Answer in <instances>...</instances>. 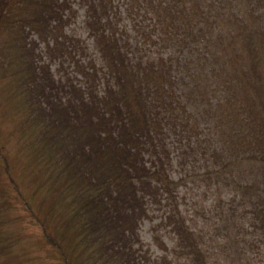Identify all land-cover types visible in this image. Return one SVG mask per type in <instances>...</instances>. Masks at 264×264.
Wrapping results in <instances>:
<instances>
[{"label": "trees", "instance_id": "obj_1", "mask_svg": "<svg viewBox=\"0 0 264 264\" xmlns=\"http://www.w3.org/2000/svg\"><path fill=\"white\" fill-rule=\"evenodd\" d=\"M2 1L0 31L5 36L0 43V68L6 70L0 88L7 101L0 109V257L16 243L26 247L24 234L32 225L40 230V240L34 241L38 248L59 254L58 261L52 258L53 263L42 264H81L82 257V264L113 263V254L106 251L117 242L123 264H142L132 250L134 241L140 242V220L148 215L147 203H159L163 188L173 190L169 169L176 159L168 139L182 140L175 125L178 118L167 116L173 101L165 90L170 84V76L164 78L168 76L165 64L159 65L152 80L146 79L158 92L155 101L160 111L151 104L153 89L141 87L145 77L128 63L111 33L98 40L103 62L113 73L107 88H97L95 73H86L90 83L80 86L68 77L54 80L50 67L37 58L38 45L30 37L34 33L46 39L52 23L53 31L61 27L64 1ZM187 1L182 3L184 8ZM200 4L201 0L188 8V17H202ZM258 7L264 9V0H249L237 10L228 31L211 33L209 39L216 36L218 46L205 59L213 67L200 68L213 77L209 96V86L201 84L203 108L194 114L185 106L181 111L191 114L187 118L200 112L208 117L203 135L212 155L223 162L218 174L235 169L241 177L238 188H244L246 198L250 200L251 191L255 192L260 204L253 215L258 220L255 227L264 234V12L260 16ZM195 22L196 35L211 32L208 19ZM210 98L217 101L211 103ZM11 122L17 129L4 126ZM48 125L50 131L44 128ZM172 208L169 214L177 215L173 202ZM27 209L31 218L23 214ZM169 221L179 247L185 246L192 256L191 264H206L204 250L184 236V223L177 218Z\"/></svg>", "mask_w": 264, "mask_h": 264}, {"label": "rangeland", "instance_id": "obj_2", "mask_svg": "<svg viewBox=\"0 0 264 264\" xmlns=\"http://www.w3.org/2000/svg\"><path fill=\"white\" fill-rule=\"evenodd\" d=\"M63 1L66 9L63 10L61 27L53 31L55 25L52 23L49 28L51 35L46 39H40L34 33L30 37L38 45L37 58L41 64L50 67L53 79L68 77L69 81L80 86L90 83L88 73H95L97 88L101 91L104 87L107 88V81L112 78L113 73L106 61L103 62L98 40H105L108 33L115 35L124 55L128 57V63L140 69L142 77H145L141 87L146 90L149 87L148 91L154 88L152 82L146 83V79H153L156 71L159 72L160 64H165L163 67L168 71V76L164 78L170 76V84L165 83L168 86L165 90L170 93L173 104L172 110L166 111L167 116L178 118L175 125L182 138L181 141L175 137L168 139L176 159L172 170L169 169L171 178L174 179L173 190L163 188L164 193H161L159 203H147L148 215L140 220L138 229L140 242L134 241L133 244L134 259L137 256L142 264H191L192 256L186 254L185 246L179 247L181 242L178 244L174 224L169 221L177 218L184 223V236L192 239L196 249L204 250L206 264H264V234L256 229L255 223L258 220L255 221L253 217L255 210L258 212L260 207V204L257 205L258 197L251 191L250 200L246 198L248 195L243 193L244 188H238L241 186L238 183L241 177L235 169L223 175L218 174L223 162L212 155L211 145L203 135L208 130V117H201L203 113L200 112L199 116L187 118L191 114L184 115L181 111L185 106L194 114L203 108L198 87L207 84L209 96L213 83V77L203 72L210 71L213 67V63L205 57L215 52L218 46L214 41L216 36L209 37L218 29L221 34L228 31L237 10L247 5L249 0H201L199 7L203 14L198 20L188 17L187 10L200 0H188L186 8L182 5L186 0ZM258 9L262 16L264 9ZM210 15H214V18H209ZM203 18L210 21L208 27L212 30L206 31V36L196 35V24L193 25V22L197 23ZM96 21L98 24H95ZM3 35L5 36L4 31H0V43ZM218 39L217 34V41ZM205 41L209 47L207 49ZM197 43L199 46L196 48ZM13 55L11 50L10 56ZM139 64L141 68L136 66ZM201 67L205 69L200 71ZM5 70L4 66L0 68V77H4ZM11 73L8 72L9 81ZM3 93L0 88V109L7 101L2 99ZM157 93L155 89L151 91V104L154 108L157 106L156 111H160V103L155 101ZM212 95L213 92L210 97ZM210 99L211 103L217 101ZM51 107L52 101H49V108ZM166 111L162 112L166 114ZM74 123L78 125L76 120ZM6 124L4 126L9 129H17L13 122ZM50 126L44 127L45 130L50 131ZM172 202L179 212L177 215L169 214L174 211L173 208L170 209ZM23 214L27 218L32 216L28 209ZM35 221L33 219L31 223L34 224ZM39 231L38 227L28 225L23 240L27 246L16 243L14 251H8L0 257V264L53 263L52 258L58 261V252L47 247L38 248L34 242L40 236ZM120 249L117 242L114 249L110 247V251H106L107 254H113L112 258L116 262L108 264H123ZM96 250L102 251L100 248ZM113 251L117 253L114 255ZM76 254L86 253L77 251ZM84 259L82 257L81 264Z\"/></svg>", "mask_w": 264, "mask_h": 264}]
</instances>
